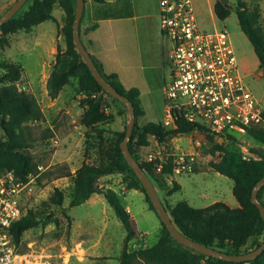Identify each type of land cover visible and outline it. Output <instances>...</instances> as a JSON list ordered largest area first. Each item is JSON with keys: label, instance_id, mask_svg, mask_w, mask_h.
Masks as SVG:
<instances>
[{"label": "rangeland", "instance_id": "1", "mask_svg": "<svg viewBox=\"0 0 264 264\" xmlns=\"http://www.w3.org/2000/svg\"><path fill=\"white\" fill-rule=\"evenodd\" d=\"M215 1L193 0L199 28L204 32H212L222 27L227 29L245 83L256 99L264 105V68L259 66L252 46L238 25L235 13L237 0H227L232 9L229 17L223 21L217 19L213 13ZM4 2L5 0H0V16L7 9ZM258 5L259 23L264 28V0H259ZM27 8L26 5L21 13ZM84 9L86 15L89 10L87 4ZM52 14L54 20L41 23L33 28L34 31L12 33L8 35V45L0 46V61L22 67L18 84L22 90L36 98L44 114L41 121L27 125L32 140L28 152L37 165L36 173L32 174L35 184L27 208L43 211L44 215L40 216L37 225L23 233L19 245L15 247L19 252L27 253L32 264H119L125 230L103 195L95 193L83 204L70 207L73 175L57 176L61 172L74 173L83 162L98 164L99 161H105L106 155L111 154L110 150L116 142L118 132L125 128L127 107L120 100L101 92L96 91L90 95L80 92L76 78H71L56 98L49 97L46 82L55 54L58 48L65 49L61 32L65 24V14L58 4L54 6ZM166 41L165 59L168 58L171 45L169 40ZM168 66L167 59L165 68L168 69ZM164 73L167 79V71ZM162 93H154L153 99L149 95L142 97L145 115L138 117L139 126L164 120L166 101ZM93 96L101 97L105 110L113 116V120L101 128L104 131L100 147L98 133L89 132L87 142V130L80 123L83 105L88 97ZM204 135L205 133L196 131L177 134L167 143L151 138L148 148L138 150L140 161H147L150 153L157 158H163V161L169 156L175 158L179 152L196 155L197 162L193 173H173L163 182L167 188L172 186V182H177L181 187L179 191L166 196L150 178L168 211L181 200L187 201L194 208H205L215 202H223L232 208L238 207L232 193V181L209 167L207 151L212 143H208ZM216 141L229 149L236 148L241 154L243 152L240 143ZM258 145L257 142L249 141L248 148ZM131 180L129 174L113 173L99 178L96 186L115 189L126 210L132 215L137 235L129 241L128 250L135 251L157 242L162 234V223L157 214L149 209L144 192L141 189H128L127 185ZM55 188L64 193L61 207L50 202ZM62 211H65L68 219L62 215ZM56 220H59L58 225ZM263 242L264 232L251 237L241 251L250 252L255 249L256 243Z\"/></svg>", "mask_w": 264, "mask_h": 264}, {"label": "trees", "instance_id": "2", "mask_svg": "<svg viewBox=\"0 0 264 264\" xmlns=\"http://www.w3.org/2000/svg\"><path fill=\"white\" fill-rule=\"evenodd\" d=\"M92 2L97 5L94 13L98 18H119L130 14V0H116L114 4L107 3L105 0H92ZM56 4L65 14V24L61 29L65 49L58 48L55 54L46 82L49 97L56 98L71 78L77 79L80 92L86 95L96 91L109 95L97 83L73 43L72 23L75 18L76 0H27L8 21L0 25V46L8 45V35L12 33L30 31L40 23L54 20L52 11ZM258 4L259 0H237L235 13L241 32L252 46L259 66L264 68V28L259 23ZM26 5L27 10L21 13ZM231 9L227 0H216L213 4V13L221 21L229 17ZM83 16L84 11L81 21ZM92 58L104 79L132 103L135 125L128 141L129 151L149 179L152 178L166 196L181 189L177 182H172L170 188L163 185V182L173 175L172 156L163 162L157 157L153 161H140L138 150L148 148L151 138L167 143L177 134H188L196 130L205 132L208 142L212 143L207 151L209 167L232 181V193L238 207L232 208L223 202H215L205 208H194L187 201L181 200L176 202L169 211L166 209L176 228L185 237L226 253L241 254L242 248L247 245L251 237L264 232V220L258 208L251 202L253 187L264 177V128L254 126L249 131L251 139L259 143L257 147L250 148L251 153L256 154L258 159L246 160L236 148L229 149L216 141L214 136L207 134L203 125L187 121L184 113L179 110L173 111L175 127L167 128L162 122H147L139 126L137 119L144 115L139 90L135 87L125 88L117 74L106 73L101 62L94 56ZM22 72L20 65L0 61V129L2 119H5L6 127L0 138V175L6 171H13L16 176L25 180L28 175L35 174L37 168L28 152L32 140L28 134L27 125L30 122L41 121L44 114L36 98L20 88L18 83ZM112 120L113 116L105 110L104 100L101 97L93 96L86 99L80 123L87 130L85 135L87 142H89V132H96L100 147L103 142L102 131H104L100 126ZM117 136L110 150L111 154L106 155L105 161H99L98 164L83 162L74 173L61 172L57 177L73 175L70 207L83 204L95 193L103 195L125 230L123 247L118 258L119 264H264V252L256 259L245 262H230L199 253L177 242L162 222V234L154 245L129 251L128 243L137 235L132 216L116 191L109 187L97 188L96 181L113 173L129 174L132 180L127 185L128 189H141L149 209L154 212L155 210L145 189L121 152L120 142L125 136V128L118 132ZM160 164L162 168L158 171L156 168ZM194 171L195 166L192 173ZM263 192L264 186L259 190L257 198L264 205ZM63 200V191L55 188L50 202L61 207ZM51 214L53 215L54 212ZM41 215H44L43 211L28 209L24 216L12 224L9 234L16 246L19 245L23 233L38 224ZM62 215L68 219L65 211H62ZM55 223L58 225L59 220ZM261 244L256 243L255 249Z\"/></svg>", "mask_w": 264, "mask_h": 264}, {"label": "built area", "instance_id": "3", "mask_svg": "<svg viewBox=\"0 0 264 264\" xmlns=\"http://www.w3.org/2000/svg\"><path fill=\"white\" fill-rule=\"evenodd\" d=\"M158 3L160 29L171 44L169 79L162 89L166 101L163 126L175 127L173 111H182L187 121L203 125L216 140L240 143L244 159L257 160L248 148L249 141H254L249 131L254 126L264 128V105L245 83L229 32L225 27L202 31L193 0ZM155 158L150 153L146 160ZM196 162L194 153L179 152L173 158V173H191ZM161 168L160 164L156 169ZM34 184L32 174L25 180L13 171L0 175V264H32L27 253L16 249L9 228L27 212Z\"/></svg>", "mask_w": 264, "mask_h": 264}, {"label": "crops", "instance_id": "4", "mask_svg": "<svg viewBox=\"0 0 264 264\" xmlns=\"http://www.w3.org/2000/svg\"><path fill=\"white\" fill-rule=\"evenodd\" d=\"M14 1L5 0L3 4L8 9ZM105 1L110 4L116 2ZM158 1L130 0L128 16L98 18L94 13L97 5L92 0H85L89 10L85 15L84 9L80 23V38L86 50L101 62L105 72L117 74L125 88L135 87L139 90L142 108V97L149 95L153 99L154 93H162L169 79V70L165 68L168 39L160 29ZM142 84L143 89L140 87Z\"/></svg>", "mask_w": 264, "mask_h": 264}, {"label": "water", "instance_id": "5", "mask_svg": "<svg viewBox=\"0 0 264 264\" xmlns=\"http://www.w3.org/2000/svg\"><path fill=\"white\" fill-rule=\"evenodd\" d=\"M27 0H15L14 3L5 11L3 15L0 16V25L8 21L26 2ZM85 8V0H76V9H75V18L72 23V34H73V43L77 52L79 53L82 61L87 65L91 74L97 81V83L113 98L120 100L127 107L126 115V124H125V136L120 142L121 152L131 167L137 178L139 179L141 185L145 189V193L148 196L150 202L153 205L155 213L165 225L170 235L180 244L195 250L199 253H202L207 256H211L220 260L230 261V262H245L249 260L256 259L260 254L264 252V242L258 246L256 249L241 254H230L224 251L201 245L187 237H185L180 231L176 228L172 218L167 211L166 207L159 198L155 186L143 171L139 162L135 160L133 155L130 153L128 148V141L132 135L134 125H135V112L132 103L125 96L121 95L110 83H108L101 73L98 71L92 55L84 47L81 38H80V22ZM1 129L2 131L6 130L5 119L1 120ZM264 186V177L257 181L251 192V202L258 208L262 219L264 220V205L258 200L257 194L259 190Z\"/></svg>", "mask_w": 264, "mask_h": 264}]
</instances>
